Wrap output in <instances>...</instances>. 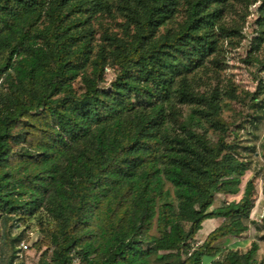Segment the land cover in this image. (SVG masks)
I'll return each instance as SVG.
<instances>
[{"label":"trees","instance_id":"16d2710c","mask_svg":"<svg viewBox=\"0 0 264 264\" xmlns=\"http://www.w3.org/2000/svg\"><path fill=\"white\" fill-rule=\"evenodd\" d=\"M227 1L120 0L133 32L99 45L92 20L114 0H0V264L4 225L32 217L36 264H264L257 241L218 244L249 229L255 179L213 206L216 193L240 192L255 145L215 123L209 143L195 130L213 121L205 107L170 128L177 100L206 101L185 74L217 50ZM183 5L185 20L159 32ZM109 64L117 73L104 88ZM254 106L257 127L264 97ZM23 239L24 229L13 242Z\"/></svg>","mask_w":264,"mask_h":264},{"label":"rangeland","instance_id":"374dc122","mask_svg":"<svg viewBox=\"0 0 264 264\" xmlns=\"http://www.w3.org/2000/svg\"><path fill=\"white\" fill-rule=\"evenodd\" d=\"M112 14L106 13L93 19L94 42L104 44L105 36L128 37L133 26H128L127 18L117 6L120 0H114ZM186 5H183L174 18L161 27L159 32L169 27H177L186 18ZM217 29V50L207 56L200 66L186 73V77L194 93L205 100L196 102L177 100L178 112L170 120V128L176 133L181 131L180 125L186 123L194 108L205 107L212 111V122L204 119L205 128L195 130L209 143L214 144L219 130L211 123L227 129L228 139L236 135L244 145H255L250 155L251 169L243 177L241 190L230 195L216 193L214 207L227 201L239 200L248 179H255L254 206L251 217L247 220L249 229L238 237L221 239L220 246L231 245L242 251L248 249L252 241L260 245L256 257L264 262V120L257 127L250 123L257 113L254 103L264 97V7L262 0H228L222 6V18ZM117 68L107 65L104 81L106 88L114 80ZM208 103V104H206ZM170 186V184H169ZM46 214V213H44ZM39 217H32L27 226L15 224L14 221L4 225L2 245L6 249V262L14 264H36L41 251L34 246L40 237L37 230ZM224 219L209 218L203 222L193 240V245L201 244L212 228ZM24 229V239L15 245L13 239ZM24 244L28 245L27 247ZM216 257V256H215ZM213 256L205 255L203 264H212ZM78 264V263H77ZM152 264H161L157 259Z\"/></svg>","mask_w":264,"mask_h":264},{"label":"built area","instance_id":"2783aa9c","mask_svg":"<svg viewBox=\"0 0 264 264\" xmlns=\"http://www.w3.org/2000/svg\"><path fill=\"white\" fill-rule=\"evenodd\" d=\"M25 247H27L28 245L24 244Z\"/></svg>","mask_w":264,"mask_h":264},{"label":"crops","instance_id":"0c3cea01","mask_svg":"<svg viewBox=\"0 0 264 264\" xmlns=\"http://www.w3.org/2000/svg\"><path fill=\"white\" fill-rule=\"evenodd\" d=\"M213 229H214V228H212L211 230H213ZM211 230H210V231H211ZM208 233H209V232H208Z\"/></svg>","mask_w":264,"mask_h":264}]
</instances>
